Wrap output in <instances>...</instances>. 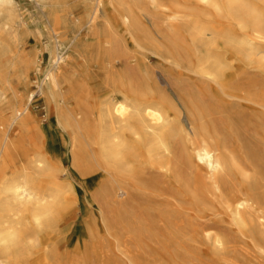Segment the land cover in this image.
<instances>
[{
  "label": "bare ground",
  "instance_id": "obj_1",
  "mask_svg": "<svg viewBox=\"0 0 264 264\" xmlns=\"http://www.w3.org/2000/svg\"><path fill=\"white\" fill-rule=\"evenodd\" d=\"M36 1L44 7L46 0ZM87 1L94 2L91 25L102 0ZM186 1L189 10L164 8L157 16L141 5L147 2L159 8L158 0H112L118 26L105 20L104 32L91 33L89 28L86 38L76 42V36L67 32L60 36L57 31L66 24L65 18L48 11L51 42L44 49L50 58L38 83L46 116L54 125L50 152H57L56 131L68 134L72 166L79 169V152L84 153L85 162L95 163V175L105 179L98 192L110 206L119 204L127 221L131 212L125 200L117 199L119 192L128 197L132 191L161 182L183 190L194 205H219L242 235L249 232L264 241V214H259L264 208V79L238 76L244 68L264 70V61L252 64L256 42L264 43V0ZM11 4L12 0H0V29L16 30L11 25ZM207 8L233 27L205 25L203 10ZM73 25L80 27L78 22ZM60 50L68 55L57 63ZM89 53L109 69L107 93L95 112L86 109L84 85L73 86L75 66L87 68ZM149 53L181 59L184 69L195 71L199 78H169V92L160 87L153 71L139 63ZM31 72L37 75L39 65L23 52L0 58V108L14 117L8 130L0 126V264H64L66 260L78 264L77 255L66 259L60 252L73 242L72 236H61L60 227L70 215L69 200L77 195L71 179L75 173L56 167L52 155L43 150L19 167H15L17 159L10 160L14 140L9 129L18 130L29 141L35 131L45 133L33 122L32 95L26 94ZM24 99L19 111L14 104ZM237 143L247 147L254 175L240 164ZM80 174L85 176L81 170ZM93 177L84 178V183ZM144 178L155 183L144 185ZM157 213L175 241L201 237L215 249H224L222 235L208 226L189 227L177 209ZM99 233L88 226L81 234L83 240L76 239L84 249L83 262L89 258L132 264L119 245L108 248Z\"/></svg>",
  "mask_w": 264,
  "mask_h": 264
},
{
  "label": "rangeland",
  "instance_id": "obj_2",
  "mask_svg": "<svg viewBox=\"0 0 264 264\" xmlns=\"http://www.w3.org/2000/svg\"><path fill=\"white\" fill-rule=\"evenodd\" d=\"M158 2L161 5L159 8L149 5L147 2H142L141 8L157 16L164 8L190 9L186 0H158ZM93 3V1L87 0H46L44 7H41L36 0H12L10 6L13 16L11 25L16 30L0 29V58L5 55L14 56L18 52L35 58L40 72L37 75L34 72L29 73L27 95L35 93V86L43 78L42 72L48 66L50 53L44 49V46L51 42L49 30L52 24L49 22L48 11L58 12L65 18L66 24L57 28V31L60 32V36L65 32L68 35L76 36L75 42L86 38L89 28L91 33L104 32L107 27L105 20L118 26L113 20L117 15V7L112 0H102L96 18L90 25L89 19ZM203 13L207 26L222 24L226 30L232 26L227 24L226 18L219 17L211 8L203 10ZM73 22L80 23V27L74 28ZM21 25H25L26 28L20 29ZM91 33L89 34L92 35ZM255 51L256 55L252 62L254 65L264 61V43L256 42ZM148 57L146 60L141 61L140 59L139 63H143L153 71L154 78L160 87L169 92L171 91L168 84L169 78H199L195 71L184 69L185 61L183 62L181 59L166 55L156 56L150 53ZM86 60L87 68L81 67L79 64L75 66L77 75L73 78V86L84 85L86 109L95 112L100 100L107 93L105 86L109 69L102 60L95 57L94 53L87 54ZM238 62L241 65V62ZM238 76L241 79L261 81L264 79V70L244 68L239 71ZM19 92H23L21 87ZM25 100L22 104H14V106L21 111ZM32 102L30 108L33 109V122L45 133L35 131L33 140L29 141L18 130L11 132L12 128L9 129V136L14 140L10 160L17 159L18 163L15 167H19L27 163V158L36 151L43 150L46 154L52 155L56 167L64 169L65 172H69L71 169L75 173L71 179L77 195L74 199L69 200L67 211L70 212V215L60 227L61 236H72L73 240L71 245L61 248L60 252L66 259L71 255H77L76 259L81 261L78 264H107V262H93L89 258L83 262L81 259L84 249L77 246L76 239L79 237L83 240L81 234L86 231L88 226H91L98 229L102 241L109 244L108 248L114 249L115 245H119L118 250L125 253L132 264H264L263 240L249 232L245 236L242 235L219 205H194L183 193V190L162 185L161 182L156 184L152 180L144 178L142 182L144 185L150 186L154 183L155 185L145 190L132 191L128 197L119 192L117 199L125 200L126 206L131 212V218L127 221L128 216L124 209L119 204L110 206L108 199L98 192V188L105 182V179L100 173L95 175V163L85 162L84 153L79 152L77 153L80 159L79 169L72 166L68 134L56 131L58 134L57 152L51 154L53 134L55 133L53 132L54 125L51 119L46 116V104L43 97L39 95ZM75 103L72 100V104ZM251 111L248 110L249 113ZM50 113L53 115V109ZM13 119L11 111L0 108V126L4 125V130H8L7 127ZM181 119L185 123L183 114ZM1 138L2 130L0 128V140ZM235 146L240 164L246 166L245 170L248 175H254L255 167L250 165L252 158H250L251 155L247 147L242 148L239 143ZM80 170L85 174L84 177L81 176ZM7 174L10 176V171ZM91 176H94L93 179L88 180L87 184L84 183L86 181L84 178ZM63 178L64 176H61V179ZM237 178L241 183V177L237 175ZM124 205L125 203H123ZM176 209L182 213L184 217L182 216L181 220L189 227L199 229L208 226L214 232L222 235L225 240L224 249H215L211 242L201 237L194 241H175L170 236L171 231L168 229L166 221L157 212ZM262 213L264 214V208L259 214ZM114 251L117 252L116 249ZM68 263V260L64 261V264Z\"/></svg>",
  "mask_w": 264,
  "mask_h": 264
},
{
  "label": "built area",
  "instance_id": "obj_3",
  "mask_svg": "<svg viewBox=\"0 0 264 264\" xmlns=\"http://www.w3.org/2000/svg\"><path fill=\"white\" fill-rule=\"evenodd\" d=\"M65 55H66V52L64 50L58 51L57 56H56L57 57L56 62L61 63L62 60L65 59ZM39 86H40L39 83H37L35 86V91H34L35 93L32 94L31 100L35 99L37 96H39L41 94V90H40Z\"/></svg>",
  "mask_w": 264,
  "mask_h": 264
}]
</instances>
